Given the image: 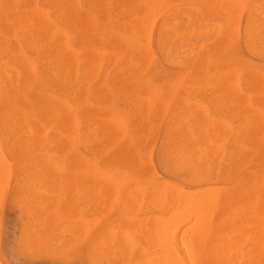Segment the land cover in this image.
I'll return each mask as SVG.
<instances>
[{
  "label": "rangeland",
  "instance_id": "obj_1",
  "mask_svg": "<svg viewBox=\"0 0 264 264\" xmlns=\"http://www.w3.org/2000/svg\"><path fill=\"white\" fill-rule=\"evenodd\" d=\"M108 1L109 10L100 7L96 12V9H92L90 0H80V3L83 11L90 13L95 19L98 28L127 35L134 44L123 49L120 46V48L113 46L112 42L111 44L106 42L109 39L104 38L99 44V51L105 53V61H107L97 57L96 61L93 60L89 64L90 66L84 63L81 65L78 91H76V97L72 98V102L81 111L79 121L82 131L79 140H70L68 142L70 144L65 145L63 168L51 173L45 171V165L40 168L41 162L33 161L35 158L14 157L0 130V141L10 166L8 170H5L8 173L4 172L0 175V177L7 175L6 178L5 176L1 178L5 180L3 179V184L0 185V192H2L0 194V264H158L162 259L157 260L158 257L153 255L154 251L159 249L157 248L159 245L154 243L155 235L153 236L152 233L154 230L151 227V220L155 217L168 219L172 211L160 209L159 201L155 198L156 193L151 190L147 193L143 189L149 179V168L158 174L159 179L167 177L159 161V157L166 150L164 146L166 147L174 137L172 135L177 134V139L185 146H203L200 149L203 153H200L215 159L216 150L222 144L252 139L248 131L253 124L257 123L254 122L256 119L252 114L255 111L264 112V0H240L243 3L239 7H236L239 0L236 6L235 2L234 4L232 2L235 0H212V2L208 0L211 3L206 0ZM46 3V0H0V14L22 17L33 13L34 7L46 9ZM125 3H128L129 7L131 5L132 11L127 10L128 4ZM171 3L177 5L173 7ZM232 6L236 7L234 9L241 7L239 10L241 14L237 15L238 19L235 17L233 20V16H230L232 20H228L230 17L227 15L229 13L226 7L233 12ZM161 10L156 19L148 14L151 11L157 14ZM231 12V15H236ZM147 15L154 19L153 24L149 22L152 27L149 25L148 28ZM236 19L239 24L235 25ZM148 20L151 21L150 17ZM135 22L140 23L141 27ZM214 24L215 26H212ZM229 24H233L232 27ZM82 26L88 28L89 23L83 20ZM149 28H151L150 31ZM146 30L147 34L149 33L147 35V38L150 37L149 40L146 39ZM141 31L143 32L140 33ZM145 40L149 41L148 45ZM102 43H105V47ZM144 43L147 45L145 48L142 46L145 45ZM112 48L115 49L112 50ZM24 50L29 56L36 55L26 45ZM66 91V95L69 94V87ZM114 95H117L116 98ZM144 98L149 99L150 102H142ZM84 102L86 103L83 104ZM137 104L139 105L136 108ZM112 116H118L122 121L141 163L139 167L135 166L133 172H131L132 166L118 165V175L112 178L121 180L119 186L111 177L102 176L103 180H100V176L90 175L91 179L89 177L90 180H87L88 177L86 178L78 167L80 155L89 157L88 159L93 158L98 163L103 162L102 151L108 141L102 138V126L106 125V119ZM99 120L104 123L101 124ZM97 125H101V128ZM249 125H251L250 128ZM171 128H176L179 132L174 133ZM256 141L257 146L262 145L260 148L264 151V142L259 143L258 139ZM98 147L102 150H98ZM50 149L49 141H44L41 145L39 144L36 151L45 155ZM94 151L98 152L95 154ZM67 156L70 157L69 160ZM254 157L255 165L246 178L255 182L257 188L261 189L264 187V153H256ZM73 158L77 161L74 160L76 168L71 163ZM67 167H72V171H69ZM36 169L41 173L37 171L35 175ZM76 169L78 172L75 171ZM23 171L26 173H22ZM28 175H32L31 178ZM79 176H84L87 182H81L84 179L82 180ZM127 178L136 182L129 186L126 183ZM106 179L105 187L103 183L105 185ZM97 184L102 187L98 188ZM107 184H113L114 187L112 188L111 185L108 187ZM184 186L187 191L202 192L204 189L218 191L232 184L218 180L213 175L197 185L184 183ZM214 186H216L215 189H213ZM96 189L97 192H95ZM108 193H111L110 196ZM262 194L264 192H258L256 197V215L261 223L264 222V208H262L264 201H260V199L264 200ZM218 218V214L215 213V221ZM185 225L182 226V231L188 228L191 222ZM182 231H180L181 234ZM259 237L258 244L256 242L254 246L251 245V241H240L238 246L232 247L233 249L227 250L219 257L220 264H264V246ZM150 252L152 254H149ZM162 255L164 256V253ZM182 256L186 257L185 253ZM163 259L162 264L170 263V260ZM196 264L214 263L198 256Z\"/></svg>",
  "mask_w": 264,
  "mask_h": 264
},
{
  "label": "bare ground",
  "instance_id": "obj_2",
  "mask_svg": "<svg viewBox=\"0 0 264 264\" xmlns=\"http://www.w3.org/2000/svg\"><path fill=\"white\" fill-rule=\"evenodd\" d=\"M46 1H47L46 7H45L46 9H40L39 7H34L33 13H30L29 15H26V16L21 17V16H14L11 14L10 15L9 14H7V15H1L0 14V130L2 131L4 138L7 142V144L9 145L11 152H12V155L14 157H22V158L26 157L27 158V156H30L31 158H35L33 161H37V162L40 161L41 162V165L39 163V167L40 166L43 167L45 165L44 166L45 171L51 172L54 170H61L63 168V159L62 158H63V156L66 155V151H65L66 146L65 145L70 140H73V141H74V139L79 140V136H80V133L82 131V126H81L80 121H79V117H80L79 113L81 111L72 102V98L76 97V91H78L81 65L83 63L86 65H89L92 63L93 60L97 59V57L105 61V59H106L105 53H102L101 51H99V44L102 42V40L104 38L109 39L106 42H109L110 44L112 42L113 46H115V47L120 46V47H123V49L124 48L127 49V48L133 46L134 42H132V39L127 35H123L121 33L115 34L111 30L98 28V26H97L98 24H97V22H95V19L92 17V15L90 13H85L83 11L80 0H46ZM90 1L92 4V6H91L92 9H96L95 12L98 11L100 9V7L104 8L106 10H109V6H108L109 1L108 0H90ZM171 1L173 2V0H171ZM206 1H208V0H206ZM181 2H183V1L181 0ZM208 2H210V1H208ZM211 2H212V0H211ZM232 2H233V4L235 2V6H236L237 0L232 1ZM232 2H231V4H232ZM200 3H202V2H200ZM203 3H205V1H203ZM241 3H243V2L240 1L239 3H237L238 5L236 7H239V5ZM171 4H172L171 6H173V7L177 5V4L173 5V3H171ZM205 4H207V3H205ZM216 4H217V1H216ZM193 5H195V4H193ZM207 5L209 6V4H207ZM29 6H30V4H29ZM154 6H157V5L154 4ZM224 7H223V9H224ZM229 7H226L227 8L226 10H228V13H229L227 15L229 17L233 16V20L235 17L238 19L240 14H241V11H239L241 7L239 9L238 8L234 9L236 7L232 6L233 12H231L230 9H228ZM131 8H132L131 5L129 7V4H128L127 10L129 11ZM255 8L257 9V7H255ZM216 9H217V7H216ZM193 10H194V8H193ZM204 10H205V7H204ZM231 10H232V8H231ZM234 10H236V11L238 10V11L235 12ZM131 11H132V9H131ZM201 11H202V6H201ZM151 12L153 13V15ZM151 12L150 13L148 12V14H151V16L156 19L158 17L157 15H159L162 12V10L160 12L157 11V12H159L157 14H154V12H156L155 9H154V12L153 11H151ZM175 12H177V10H175ZM230 12L236 13V15H231ZM188 13H190V12H188ZM260 13H262V12H260ZM263 13H264V11H263ZM209 14H210V11H209ZM258 14H259V12H258ZM115 15H116V13H115ZM223 15H224V13H223ZM237 15H239V16L237 17ZM100 16H102V14H100ZM151 16L149 15L148 18L145 16L147 18L146 22L148 23L147 28L150 25L149 22H151V24H153L152 20H154V19L151 18ZM167 16H169V15H167ZM207 16H208V14H207ZM149 17H150L151 21L148 20ZM133 18H134V16H133ZM146 18L144 19V22H145ZM237 19H236L235 25L238 23ZM257 19H259V18H257ZM83 20H85L89 23L90 28L89 27L86 28V27L82 26ZM135 20H137V19H135ZM141 20H142V18H141ZM141 20H139V22ZM228 20H232L231 17L228 18ZM137 22H138V20H137ZM137 22H135V24ZM227 22L230 23V21H227ZM123 24H126V23H123ZM138 24L140 26V23H137V25ZM233 24H229V25L231 26ZM113 25H114V23H113ZM137 25H135V26H137ZM235 25L233 27H235ZM118 26H115V27H118ZM150 26L152 27V25H150ZM208 26H209V24H208ZM212 26H215V24ZM237 27H239V26H237ZM243 28L245 29V27H243ZM150 29L151 28H149V31H150ZM191 29H192V27H191ZM147 30H146V39H148V38L150 39L149 36L147 38V35H149V33L147 34ZM209 31H208V33H209ZM142 32L143 31H141L140 33H142ZM211 33H212V31H211ZM213 33H214V31H213ZM259 34H260V32H259ZM139 35H141V34H139ZM209 35H210V33H209ZM145 41H146V44L148 45L149 41L148 42H147V40H145ZM146 44L142 45V46H144V48H145V46H147ZM242 44H243V39H242ZM25 45L28 46L31 50H33V52L36 54L34 57L29 56L26 53V51L24 50ZM103 45L105 47V43ZM211 46H212V43H211ZM209 47H210V45H209ZM113 49H115V48H112V50ZM116 49H118V48H116ZM147 50H148V48H147ZM206 52H208V50ZM132 53H133V51H132ZM187 54H186V56H187ZM247 54H245V55L247 56ZM249 55H250V53H249ZM121 57H122V55H121ZM251 60H252V58H251ZM112 62H113V60H112ZM97 65L98 64H96V66ZM109 65H111V63ZM123 67H125V66H123ZM125 68H123V70ZM115 71H116V69H115ZM259 71H260V69H259ZM122 76H123V74H122ZM243 80H245V79H243ZM209 82H211V81L209 80ZM80 85H81V83H80ZM121 85L123 86V84H121ZM185 85H186V83H185ZM110 86H112V85H110ZM205 86H206V84H205ZM68 87H69V94L66 95V93H67L66 89ZM210 87H208V88H210ZM202 88H204V87H202ZM215 89H216V87H215ZM94 92H96V91H94ZM216 95H218V94H216ZM116 96H115V98H116ZM121 96H122V94H121ZM105 97H106V95H105ZM84 98H85V96H84ZM91 99H93V98H91ZM96 99H97V97H96ZM104 99L106 100L107 98H104ZM142 102L149 103L150 101H149V99L144 98V99H142ZM234 102H236V101H234ZM85 103L86 102H84L83 104H85ZM224 104H226V103H224ZM138 105L139 104L136 105V108ZM211 105H212V103H211ZM233 105L235 106V104H233ZM241 105L242 104L240 103V106ZM86 111H85V113H86ZM178 111H180V110H178ZM181 111L183 112L184 110L182 109ZM140 113H141V111H140ZM194 113H195V111H194ZM87 114H89V112ZM84 115H86V114H84ZM142 115H144V114H142ZM177 115H179V114H177ZM180 115H183V114L180 113ZM82 116H81V118H82ZM252 116L256 119L254 122H257V123L255 125L253 124L251 127V130L248 132L250 133L249 134L250 137L251 138L253 137L254 139L252 138L249 141H240V142H234V143H229V144H227V143L222 144L216 150L217 156L215 159L208 158L206 155L202 154L203 152L200 149H202L203 146H195V145L194 146H192V145H186L185 146L184 144H182L177 139L178 135L176 134V135H172L174 137H172L170 142L167 141L169 143L166 145V147L164 146V148L166 150L159 157L160 164L163 166L167 177L159 179L158 174L156 172H153L151 170V168H149L150 169L149 179L147 180V183L145 185V189H143L144 192L149 193L150 192L149 190H151L152 192L156 193L155 198L158 199V201H159L160 209H169L172 211L170 216L168 217V219H162L161 217H155L151 220V222H152L151 227L154 230V231H152V233H153V236L155 235L154 243H156V245H159V247H157L159 249H157V251L155 250L154 251L155 254H153V255H155V257L156 256L158 257V258H156L157 260H161V259L164 260L163 258H165V260L167 259V261L170 260L169 261L170 263L174 262L173 264H196V259L198 256H200L207 261H212L214 264H220L221 260L219 257L221 255H223L224 253H226L227 250L233 249L232 247L238 246L240 244V241H251L250 242L251 245L254 246V243H256L258 241L257 240L258 237L261 236V237H259L260 238L259 240L262 241V246H264V222L261 223V220H259V218L256 215V208H257L256 197H257L258 192H261V191L264 192V190H263L264 187L261 189L257 188L255 182L249 181L246 178V177H248L249 173L252 172V169L255 165V157H254L255 154L256 153H264V151L261 149L262 145L257 146V141H256V139H258L259 143L264 142V112L255 111L252 114ZM159 117H161V116H159ZM89 118H90V116H89ZM191 120H192V118H191ZM99 122H100V120H99ZM102 122L103 121H101L100 123L102 124ZM105 122H106V125L102 126V129H103L102 138H103V140L108 141V142L102 151V154L104 156L103 162L98 163L97 161H94L93 158L88 159L89 157L86 158L82 155L79 156L78 167H79L80 172L84 173L86 178L88 177L87 180L91 179L90 175L100 176V180H103V179H101L102 176L112 178L113 176L118 175L117 174V172L119 171L118 165L132 166L131 172H133L135 166L139 167L141 165L140 160L136 155V148L131 143V139L128 137L127 131L124 128V125H123L122 121L119 119V117L118 116L109 117L108 119H106ZM196 123H198V122H196ZM96 124L97 123H95V125ZM97 126H100L99 128H101V125H97ZM250 126L251 125H249V128H250ZM143 128H145V127H143ZM89 130H90V128L88 127V131ZM172 130L174 131V133L179 132L176 128H174ZM183 132H184V130H183ZM83 134H85V133H83ZM244 134H245V131H244ZM44 141H49V144L51 146V149L48 150V153H46L45 155H44V153H37V151H36L38 149L39 144L41 145ZM181 141H183V140H181ZM68 144H70V143H68ZM98 148H97L98 150H102V149H100L101 147H98ZM88 149H89V147H88ZM88 149H87V151H88ZM258 149H259V151H258ZM40 150H42V149H40ZM44 150H46V149H44ZM96 152H98V151H96ZM96 152L94 151L95 154H96ZM99 152H101V151H99ZM200 152H202V153H200ZM40 155H42V156H40ZM38 158H40V159H38ZM67 158L69 160L70 157L67 156ZM72 160H73V162H71V163H73V166L75 167L74 160L76 161V159L73 158ZM15 161H16V159H15ZM34 165H31V166L34 167ZM28 166H29V168H31L30 165H28ZM8 167H10L9 161L6 158L3 146H2L1 141H0V175L2 173H4L5 170H8L7 169ZM257 168H259V166ZM68 169H69V171L70 170L72 171V167H69ZM28 170H30V169H28ZM35 171H36L35 175H37V171H39V170L36 169ZM42 171H43V169H42ZM75 171H77V169ZM27 172L29 173V171H27ZM33 172H34V170H33ZM39 172L41 173V171H39ZM22 173H26V172L23 171ZM31 173H32V171H31ZM150 174H151V176H150ZM49 175H50V173H49ZM79 175H81V174H79ZM213 175L215 177H217L218 180L228 181L229 183L232 184V186L221 188L218 191L213 190L216 187V186H214L213 189H211L213 191H210V190L208 191V189L207 190L201 189L202 192L201 191L197 192L196 190H194L193 192H191L189 190L187 191L185 186H184V183L191 184V185H197V184L201 183V181H204L208 176H213ZM4 176L2 175V177H4V178L7 177V175H4ZM31 176H29V177L31 178ZM2 177H0V185L3 184L2 182H3L4 178L1 180ZM79 177H81V176H79ZM89 177H90V179H89ZM170 177H172L174 180L172 178L170 179ZM86 178H84V176H82L81 179L82 180L84 179V180L81 182H87ZM16 179H18V178H16ZM25 179H27V178H25ZM19 180H21V179L19 178ZM113 180L119 186L121 180H119V179H113ZM27 181H25V182H27ZM29 181H30V179H29ZM94 181H95V179H94ZM101 182H100V184H101ZM106 182H107V179L105 181V185L103 183V186H105V187H106ZM135 182L136 181H133L132 179H128V178L126 179V183L129 186L131 184H134ZM33 183H34V181H33ZM96 183H98V182H96ZM14 184H16V183H14ZM90 184H92V183H90ZM25 185H27V183ZM97 185H98V188L102 187V185H100V187H99V184H97ZM97 185H96V188H97ZM109 185H111V184H107L108 187H110ZM3 186L4 185H2V187ZM32 186H33V184H32ZM2 187H1V189L3 190ZM113 187L114 186H112V188ZM211 188H212V186H211ZM94 189H95V186H94ZM104 189H107V188H104ZM101 191H103V189H101ZM95 192H97V189L95 190ZM1 193L2 192H0V194ZM100 193H102V192H100ZM105 194H107V193H105ZM108 194L110 196L111 193H108ZM260 195H261V193H260ZM262 195H264V194H262ZM103 196H105V195H103ZM125 200H126V198H125ZM260 201L263 202L264 200L260 199ZM262 202H260V203H262ZM258 203H259V200H258ZM261 205H263V204H261ZM262 208H264V207L262 206ZM259 209L261 211V208H259ZM260 211H259V214H260ZM215 213H217L219 216L217 221H215V219H214ZM259 221L261 224L258 223ZM190 222H191V225H188V228H185L184 231H182L183 230L182 226H184L186 223H190ZM185 227H186V225H185ZM180 231H182L183 233L181 234ZM148 235H150L149 232H148ZM151 237H152V235H151ZM150 240H153V239H150ZM257 244H258V242H257ZM260 245H261V243H260ZM151 252L149 254H152ZM162 253H164V256L162 255ZM184 253H185L186 257L182 256V254H184ZM134 256H136V255H134ZM152 257H154V256H152ZM152 257H150V258H152ZM146 258H147V256H146ZM134 259H137V258H134ZM157 260H155V261H157ZM161 261L158 264H160ZM144 262H145V260H144ZM154 263H156V262H154ZM166 263L168 264V262H166ZM151 264H153V263H151Z\"/></svg>",
  "mask_w": 264,
  "mask_h": 264
}]
</instances>
